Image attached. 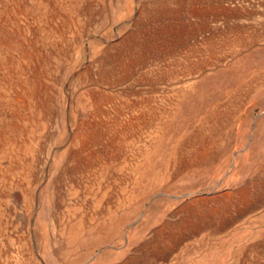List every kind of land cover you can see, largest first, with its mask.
<instances>
[{
    "label": "rangeland",
    "instance_id": "374dc122",
    "mask_svg": "<svg viewBox=\"0 0 264 264\" xmlns=\"http://www.w3.org/2000/svg\"><path fill=\"white\" fill-rule=\"evenodd\" d=\"M0 264H264V0H0Z\"/></svg>",
    "mask_w": 264,
    "mask_h": 264
}]
</instances>
